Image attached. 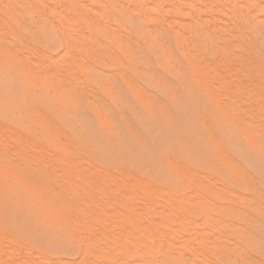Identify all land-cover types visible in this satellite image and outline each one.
Segmentation results:
<instances>
[{
    "label": "bare ground",
    "instance_id": "6f19581e",
    "mask_svg": "<svg viewBox=\"0 0 264 264\" xmlns=\"http://www.w3.org/2000/svg\"><path fill=\"white\" fill-rule=\"evenodd\" d=\"M260 108L264 0H0V264L204 261L264 205Z\"/></svg>",
    "mask_w": 264,
    "mask_h": 264
},
{
    "label": "rangeland",
    "instance_id": "374dc122",
    "mask_svg": "<svg viewBox=\"0 0 264 264\" xmlns=\"http://www.w3.org/2000/svg\"><path fill=\"white\" fill-rule=\"evenodd\" d=\"M262 107V106H261ZM260 109H264V108H260ZM259 109V110H260ZM258 111V110H257ZM264 111V110H263ZM263 111H262V113H263ZM260 113V112H259ZM264 115V114H263ZM263 117V116H262ZM262 119H264V118H262ZM261 120H259V124L262 126V128H264V122H260ZM264 121V120H263ZM262 123V124H261ZM241 126V125H240ZM242 127V126H241ZM264 130V129H263ZM15 137V136H14ZM252 137V136H251ZM250 137V138H251ZM17 138V137H16ZM22 141L24 140V139H21ZM1 141V140H0ZM13 141V143H12V145L14 146V147H18V149L20 148V147H23V145L24 144H27V142L25 143L24 142V144H22V142L20 143L21 145H17V144H14V141H16L15 139H13V138H11V141H10V143ZM18 141V140H17ZM25 141V140H24ZM1 143V142H0ZM19 143V142H18ZM11 144H9V145H7L8 147L10 146ZM12 145H11V147H12ZM1 147L0 148H2L3 149V151H6L7 149H8V147L4 150V145H0ZM3 146V147H2ZM26 146H28V145H26ZM64 146V147H63ZM10 147V148H11ZM12 148V149H8V151H9V153L11 154V152H12V157H14V154H15V152H16V150H15V148ZM61 147H63V149L64 148H66L65 147V145L64 144H61ZM17 149V148H16ZM18 149H17V151H18ZM32 150H35V149H32ZM0 151H2V150H0ZM11 151V152H10ZM23 155V156H22ZM21 156V158H20V156H18L17 158H19V160H20V163L21 162H24L25 160H30V159H32L33 158V156L32 155H36V152L34 151V152H30V155L28 154V153H26V154H22ZM63 155L64 156H67V158H70V154H69V152H67L66 153V151L63 153ZM32 156V157H31ZM9 157L11 158V156L9 155ZM27 157H29V159L27 158ZM24 158H26L25 160H23ZM86 165L84 162L83 163H80V165ZM105 169L106 170H108L109 169V167H106L105 166ZM116 174V173H115ZM114 174V175H115ZM119 175V176H118ZM115 177L117 178L116 180L118 181V184L119 185H121L120 184V180H125V176L122 174L121 175V173H118L117 175H115ZM119 177V178H118ZM61 178H62V180H63V178H64V180L65 179H67V180H69V178L70 177H68V175H63V176H61ZM94 178H96V177H94ZM97 179V178H96ZM96 179H93V182H94V180H96ZM115 180V181H116ZM66 181V180H65ZM116 181V182H117ZM96 182V183H95ZM94 183H95V185L99 182V181H95ZM99 184V183H98ZM115 184H117V183H115ZM217 183H215V185H216ZM119 185L117 186H115L114 187V190L116 189V190H118L119 192H118V194H120L121 195V192L123 193V194H125L127 197H132V196H136L137 198L138 197H140L141 196V193H142V195L144 194L143 192V190H141V191H135V192H133V191H130V190H128V188H123V187H119ZM193 185L191 184V183H187V189L188 190H190V188L192 187ZM217 186H218V184H217ZM118 187V188H117ZM219 187V186H218ZM121 188H123V189H121ZM148 188V187H147ZM102 189H105L106 190V188H105V186H103L102 187ZM120 189V190H119ZM216 189L217 188H212V189H210V188H207L206 189V191L207 192H209V193H214V196H213V198H216L215 200H213V201H216V200H218L219 199V197H218V195L217 194H215V191H216ZM114 191V192H112L110 195H104L105 196V198L103 197V201H104V199H105V201H107L108 200V196L109 197H114V196H116L115 194L117 193V191ZM147 190V189H146ZM213 190V191H212ZM128 193H127V192ZM106 192V191H105ZM107 192H108V190H107ZM115 193V194H114ZM105 194V193H104ZM108 194H109V192H108ZM114 194V196H112ZM140 196H139V195ZM118 196V195H117ZM123 196V195H122ZM121 196V197H122ZM137 200V199H136ZM101 203V202H100ZM99 203V204H100ZM247 204H245V203H237V204H235L234 205V207L235 208H238V209H240V212H239V210H238V212H237V214L238 215H235L236 213H230V215H228V213H226V215L225 216H223L222 218H223V220L226 222V223H229L230 221L231 222H235V223H238V225L240 226L239 228L240 229H236L237 231V233H235V232H233V231H230L229 230V228H228V232L226 233H223L222 234V236H224V237H220L219 236V234L217 235V234H215V232L214 233H212L210 230H208L206 233H208V235H209V237H210V240L213 238H211V236L214 234V236H216L218 239L219 238H222L221 240H222V242H223V240H224V242H226V243H222L221 242V240H220V243H219V240L218 239H216V237H215V240L217 241H213V242H215L216 244L217 243H219V244H217V248H214L213 246H203V245H199L198 244V242H196V241H192V243L190 244V245H188V247L191 249H189L188 248V251H185L184 252V250L186 249V248H184V250L183 249H181L180 250V252H181V254L183 253L184 254V260L186 259V258H188L190 261H195V257H197L198 258V255H201V256H203L204 257V259H203V257H201L200 259L201 260H204V261H198V259H197V261L199 262L198 264H202V263H204V264H233V262L235 261V263L237 262V264L239 263V264H264V245L262 244H260L259 243V241L261 240V238H262V235L261 236H259L260 234H264V205L263 206H260L261 208H259V206H257V204H255V203H248V202H246ZM251 204H252V206H251ZM147 205H151L150 206V208H151V210L152 209H158V208H160L161 210H163L165 207H164V205H162V206H160V205H158V203H156V204H154V203H151V204H147ZM158 205V206H157ZM247 205V206H246ZM250 205V206H249ZM256 205V206H255ZM139 206H140V208H139ZM139 206H137L136 208H135V211H134V214H136L135 216L136 217H138V214H139V212H138V214L136 213V211H140V209H141V211H145V210H150L148 207L149 206H146V209L144 208V205H142V208H141V205H139ZM157 208H156V207ZM164 207V208H163ZM243 207V208H242ZM246 207V208H245ZM148 208V209H147ZM245 208V209H244ZM253 208V209H252ZM160 209H158V210H160ZM192 209H193V211H192ZM190 208L189 210H191V212H193V214L195 215V216H198V211H197V209H195V208ZM256 209H261V211H259V210H257L256 211ZM188 210V211H189ZM242 210H244L245 212H243ZM255 210V211H254ZM141 211H140V213H141ZM212 211V213L210 214V212ZM263 211V212H262ZM191 212L189 211V213L191 214ZM210 212H209V215L211 216V217H213L214 219L215 218H217V214H218V212L217 211H215V210H210ZM215 212V213H214ZM184 213H186V211H184ZM183 212L181 213V215H178L179 216V218L180 219H183V218H185V217H182V216H184L185 214H184ZM188 214V213H187ZM189 214V216H193V219H192V216H191V220H195V218H196V220H199L198 221V223L199 222H201V217L199 218V217H194V215L193 214H191L190 215ZM246 215V216H245ZM181 216V217H180ZM186 216V217H187ZM237 216H239L240 218H242V219H240V221H241V224H240V222H238L239 220L237 219L238 217ZM177 217V216H176ZM187 217V218H188ZM246 218V219H245ZM160 218H158L157 217V219H155V218H153V222L155 223H153V225L151 224V227L155 230V231H157V227L159 226V228H158V231H161L162 230V228H163V226L161 225V223L162 224H166V220L164 219V220H162V221H160L159 220ZM186 219V218H185ZM190 219H188V220H190ZM244 219V220H243ZM157 220L159 221V223H160V225L159 224H157ZM244 222H243V221ZM228 221V222H227ZM246 222V223H245ZM169 222H167V224H168ZM157 224V225H156ZM200 224V223H199ZM198 224V225H199ZM258 225V226H257ZM201 226V224L197 227V228H194V230L196 231V232H202L203 230H204V227H203V229L200 227ZM245 226V227H244ZM162 227V228H161ZM241 227H244L245 229H247V230H245V229H243V231L241 230ZM200 228V229H199ZM202 229V230H201ZM231 230H234V229H231ZM241 230V231H240ZM157 231V235L156 236H159V237H157V238H159V239H161L162 238V236H164L165 235V233L166 232H164V230H162L161 232H158ZM240 231V232H239ZM246 231L247 232H249V233H251V234H249V233H246ZM204 232V231H203ZM233 232V233H232ZM162 233H164L163 235L161 234V236H160V234ZM212 233V235L210 236V234ZM243 233V234H242ZM219 236V237H218ZM251 236V237H250ZM253 236V237H252ZM208 237V236H207ZM208 237V238H209ZM157 238H156V240H157ZM226 238V239H225ZM245 238V239H244ZM264 238V237H263ZM0 244L4 241V240H2L3 238H1L0 237ZM158 239V240H159ZM227 239L229 240V241H227ZM238 241H237V240ZM226 240V241H225ZM242 243H241V242ZM231 242V243H230ZM252 242H254V243H252ZM261 242H263L264 243V239L261 241ZM252 244V245H251ZM211 245H212V240H211ZM224 245V246H223ZM259 245H261V246H259ZM1 246V245H0ZM219 246V247H218ZM230 246H231V248H230ZM251 246V247H250ZM193 247V248H192ZM206 247V248H205ZM238 247V248H237ZM250 247V248H249ZM213 248V249H212ZM228 248H230L228 251H227V249ZM192 249H194V250H192ZM212 249V250H211ZM220 249V250H219ZM237 249V250H236ZM241 249V250H240ZM216 250V251H215ZM219 250V251H218ZM233 250V251H232ZM192 251V252H191ZM196 251V252H195ZM224 251V252H223ZM239 251V252H238ZM23 252H25L26 254H23ZM195 252V253H194ZM218 252V253H217ZM222 252V253H221ZM227 252H228V254H227ZM189 253H191V254H189ZM214 253V254H213ZM236 253V254H235ZM239 255H238V254ZM22 254V255H21ZM182 254V255H183ZM193 254H195V255H193ZM222 254H224V255H222ZM21 255V256H20ZM33 255V254H32ZM29 256V254L27 255V252L26 251H22L20 254H18L17 255V257H19L20 256V258L22 257H24L23 259L21 258V261L22 260H24V261H27L28 259H30L31 257H32V259H36V256ZM222 257H221V256ZM187 256V257H186ZM216 256V257H215ZM263 256V257H262ZM26 257V258H25ZM194 257V258H193ZM262 257V258H261ZM207 258V259H206ZM211 258V259H210ZM214 258V259H213ZM217 258V259H216ZM220 258V259H219ZM254 258V259H253ZM25 259H27V260H25ZM32 259H30V260H32ZM213 259V260H212ZM208 260V261H207ZM212 260V261H211ZM34 261V260H33ZM36 261V260H35ZM187 261V260H186ZM206 261V262H205ZM228 261H229V263H228ZM252 261V262H251Z\"/></svg>",
    "mask_w": 264,
    "mask_h": 264
}]
</instances>
